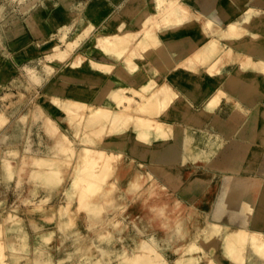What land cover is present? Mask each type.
<instances>
[{"label":"bare ground","instance_id":"1","mask_svg":"<svg viewBox=\"0 0 264 264\" xmlns=\"http://www.w3.org/2000/svg\"><path fill=\"white\" fill-rule=\"evenodd\" d=\"M209 1L203 7L197 0H167L165 5H162V0H152L153 10L157 14L146 24L142 22L150 13L146 0H128L113 12H110L106 2L94 1L85 11L88 18L82 16L75 20L76 12L84 10L82 5L75 6L76 11L66 16L53 17V23L60 28L43 49L46 55L44 69L48 76L55 72V64H61L66 56L65 51L68 53L77 47L76 39L95 27L92 19L99 18L100 14H109L101 29H94L92 43L96 46L93 48L99 53L91 58L76 54L68 63L77 70L74 73L84 75L82 78L88 82L87 85L74 83L76 77L70 72L61 74L60 81L55 83L59 93L51 101L52 106L61 110V118L46 117L52 130L55 129L54 135H60L56 123L61 121L69 127H83L86 133L76 136L89 137L82 138V145L76 148L75 141L61 134L62 139L57 148L46 155L22 157L20 151H16L19 149L15 148L16 143L4 149L0 146L1 183L9 185L16 182L14 176L17 174V185L21 186L25 182L24 178L29 177L35 184L44 186L43 198H38L42 203L53 201L55 196L63 192L70 204L66 205V209L58 208L55 214L47 211L49 219L42 227L32 226L35 235L30 238L29 232L20 225L19 213L22 210L18 206L13 208V214L8 216L10 218L0 213V260L6 257L4 264H264V180L250 175L241 176V172L249 173L252 170L250 166H244L235 183L231 182L220 195V213L209 215L199 212L195 205L189 203L193 191L183 194L187 202L181 201L179 204L187 210L185 215L177 214L175 210L169 214L162 213L169 196L168 188L158 181L155 172L173 173L172 179H177L188 163L207 162L208 152L213 150L210 143L197 149L196 139L186 134L180 135V130L172 125L171 120L178 119L201 128L205 122L195 118L192 111L197 115L207 114L219 98L227 96L223 87H217L200 104L199 110L194 108L197 101L195 94L204 95L201 91L204 78L200 75L215 70L222 60L220 56L230 48L226 42L235 40L241 44L232 57L231 64L235 63L233 72L226 70L227 66L221 62L222 70L217 72L220 74L218 79L227 72L230 86L236 87L233 81L239 84V104L249 99L255 103L253 98L261 97L264 91V35L261 32L264 29V7L251 5L253 0ZM182 17L185 20L177 26L173 25L175 19ZM66 18L72 21L71 24L65 23ZM162 21H166V24L158 27ZM75 26L81 30L71 40L68 35ZM130 28L137 33L128 37ZM10 32L12 38L22 37V29L18 26H14ZM251 41L263 43V46H254ZM61 44L66 50L60 54L54 53ZM121 51L123 53L117 57ZM115 63L120 65L119 69ZM148 63H151L150 71L139 74L141 65ZM173 64L175 67L181 66L180 71L176 72L180 75L173 76V82L181 81V77L189 74L187 83L195 86L196 93L188 88V91L183 90L182 95L173 88L172 83L165 80L163 74L167 70L170 75L169 67ZM136 65L138 67L134 68ZM84 66H89L93 72L80 71ZM113 69L115 72L110 74ZM198 73L200 80L197 78L199 81H195L193 77ZM109 74L111 78L107 77ZM105 75L112 86L111 90L105 89L99 96L92 95L99 82L106 81ZM34 78L37 80V77ZM126 91L132 95L128 96ZM162 93L166 94L163 99H154L155 102L150 104L143 101L144 97H162ZM137 97L141 98V103L136 101ZM184 101H188L186 104L190 107L182 110L178 105ZM132 103H135L134 106ZM260 104L264 105V101ZM155 105L169 116L164 120L159 119L160 122L156 116L151 117ZM257 109L261 127L253 139V147L259 141L264 142V107L259 106ZM13 113L0 114V129L9 122ZM149 125L159 126L156 129L157 140H150L153 133H149ZM168 127L172 128V133L164 132ZM117 128H126V132L116 133L113 137L119 143L114 144L113 138L107 139L108 142L103 140L107 131L113 132ZM19 139L22 137L19 136L15 142ZM155 142H159L157 148ZM64 153L70 155L65 157L62 155ZM260 153L256 151L252 154L254 161L260 159ZM215 162L214 165L217 164ZM71 164L77 172L65 170ZM28 166L34 169L29 171ZM149 169L154 171L150 173ZM203 177L196 182H203ZM104 188L107 190L101 192ZM39 189L34 194L38 195ZM75 194L79 197L91 195L92 198L100 195L94 199L97 203L88 204L87 210H84L89 235L78 226L70 228V218L77 215L71 208V198ZM110 199L117 203L107 209L102 203ZM149 200L160 203L157 208L161 211L157 215L143 211L135 214L125 207L128 202L145 203ZM29 202L32 203L31 200ZM3 204L0 201V206ZM228 209L246 215L241 227L222 222ZM154 216L158 218L156 223ZM188 217L191 225L185 228L184 221H188ZM127 220L131 221V225L127 224ZM55 223L58 225L55 226ZM170 224H173V236L166 233L165 227ZM9 235L18 237V242L11 247ZM219 235L222 239L212 246ZM9 248L11 252L6 253ZM175 253L177 257L174 258ZM170 259H174L172 263L168 262Z\"/></svg>","mask_w":264,"mask_h":264},{"label":"rangeland","instance_id":"2","mask_svg":"<svg viewBox=\"0 0 264 264\" xmlns=\"http://www.w3.org/2000/svg\"><path fill=\"white\" fill-rule=\"evenodd\" d=\"M94 1L106 2L108 7L110 8V12H113L115 10H118L119 7L124 5L128 0H111V1L110 0H5V1L0 0V19H3L4 17L6 18L12 17L15 15L16 17L18 16L19 18H21L22 21H25L29 15H31L32 17H35L36 15L37 18L35 19V21L44 23L42 25L24 27L25 31L30 36V41L29 40L26 42L5 41V40H2L3 39L2 38L3 36H1L2 34L0 35V39H1L0 40V64H1L0 70H3L5 66L7 69L6 71H8V75L13 77L14 79L20 78L19 81L15 84L16 85L15 88H13L12 86L10 87L6 86L5 84L2 85L0 83V114L4 112L11 113L13 111L14 112L13 115L17 113V119H18V121L12 122V123H10L11 122V119H10L9 122L2 129H0L1 131L5 129L8 125H10L7 130V133L10 132L11 134L10 135L8 134L3 138V142L5 143V146L2 147L3 149L6 148V146L9 147L12 144L16 143L15 148L17 149L19 148L16 151H20V156L22 157L26 155L32 156L35 154H39V155L45 154L46 155V154H49L52 151V149L57 148V144L62 139L61 134H64L65 138L75 141L74 147L76 148H79L82 145L81 143L82 138L85 139V137L86 138L89 137V135L85 137H83V135L82 136L80 135L81 138L79 136H76L78 133H82V134L86 133L83 127L77 126V125H73L69 127L68 125L64 124L61 121H57L56 123V125H58V127L60 128V135L59 136L57 135L59 133H55L54 135L53 132L55 131V129L53 128L54 131L52 130V126L47 121L46 117L49 115L52 118L54 117V119L60 120L61 110L56 109L55 106H52V102H51L53 100L52 97H56L55 94L59 93V91H57L55 88V83L60 81L61 72L62 73L77 72V70L72 69L68 64L73 58V56H75L76 54H81L84 57L91 58L93 57L94 54L99 53L98 50H95V48H93L94 46H96L95 43H92L94 39L93 38V34L95 32L94 29L95 30L97 28L101 29L103 24H105V22L108 20L109 14L108 13L100 14L99 18L100 17L105 18V20L101 21V23H99V20L96 21V19H99V18H96L95 20L92 19V22L94 23L95 27L88 32L85 31L87 32L86 34L83 32L84 34L82 33L81 37L76 39L75 45H77V47L74 50H71V52L66 53L65 51L66 47L63 46V44H61L60 48L54 53L60 54L59 52L65 51L66 56L62 59L61 64L59 65L55 64L56 70L51 76H48V72L44 69V64L46 63V55H44L43 49H44V46L47 44V42L53 40V35L55 36L56 32H58L57 30L60 28L55 23H53L52 21L53 17L66 16L67 14L76 11V9H74L75 6L80 7L82 5L84 6V10L81 12H76L77 17L75 18V20L77 21L82 16L88 18L87 15L85 14V11L89 7V5ZM146 1L149 7L150 13L147 14L142 19V22L145 24L148 21H151L152 18H155L157 14V12L153 10L154 4L152 0L151 1L146 0ZM166 1L167 0H162V5H165L164 3ZM197 1H198V4L200 2L201 3L206 2V0H197ZM261 4H264V0H259L258 5L261 6ZM2 7H6V10L2 9ZM183 20H185V17L177 18L173 21V25L177 26L179 25L180 21H183ZM167 21L169 20L167 19ZM71 22L72 21L69 22L68 19L67 21H65V23L67 24L68 23L71 24ZM165 22L162 21L161 23H159L158 27H162L164 24H166ZM129 23L132 25V22H129ZM30 30H32L33 32H31ZM80 30H81L80 27L75 26L74 29L69 32L68 37L72 40L74 38V35L78 34ZM129 30L130 31L128 32V37L129 36L131 37L132 35L137 33L135 29L133 30V28H130ZM0 33H1V30H0ZM54 39H57V37H54ZM239 44L241 43L236 42L235 40L226 42V45H229L230 48L223 55L220 56L222 60L217 64L215 70L212 71L211 73L203 72L202 75H200L204 78L203 79L204 84L202 85L201 91L203 94L205 93V95L200 96L199 94H195V97H197L196 99L197 101L194 103V108L196 110H199L200 104L204 102L206 98L212 95L211 93H209V91L204 92V89L206 87H209V89L211 90L212 89L216 90L217 87H223V88L228 89L231 95H233L227 100L228 103H231V104L235 103V100L239 99L237 98L238 93L241 91L240 88L238 87L239 84L236 81H233V84L236 85V87H231L230 86L231 83L229 81L230 78L227 75V72L225 73V76H223L222 78L218 79L217 77L218 75H220L217 72L219 70H222L220 68L221 62H223L227 66L226 70L233 72L232 69L235 67V63L231 64V61H232L233 54L238 52ZM253 44L254 46H263V43H260V42L258 43L253 42ZM122 53L123 51L119 52L117 57H119L120 54ZM117 57H114V58H117ZM228 64L231 65L232 68L229 67ZM150 66H151V63L141 65L139 74L140 73L144 74L146 72H149ZM115 67L119 69L120 65L115 63ZM137 67H138L137 65L134 66V68H137ZM180 67H175L174 64L171 65L169 67V71L171 72V74L169 75L167 73V70L163 74L166 78L165 80H167L169 83H172L173 88H175V90H177L175 87L176 85L182 86V87L185 86L187 89L189 88L191 91H193V93H196V90H194L195 86L193 84L187 83L186 79L189 77V74L188 76L186 75L187 77L186 76L181 77V81H178L176 83L173 82V76L179 77L180 75V73H176L180 71L179 70ZM80 71L93 72V70L89 69V66H84L82 69H80ZM114 72L115 71L113 69L110 72V74ZM110 74L109 76H107L108 78L111 76ZM199 74L200 73L196 74L197 76L195 75V78L193 77L195 81L200 80V77H198ZM34 77H37V80H35ZM107 77L105 78L106 81H103L102 83L98 84L97 90L93 91L92 95L97 94L99 96V94H101V92L104 91L105 89H106L105 91L111 90L112 86H110L109 79ZM197 78H199V80ZM178 92H180V94L182 93V95L184 94L183 89L182 91H178ZM126 93H128V96H130V94L132 95L130 91H126ZM162 94H164L162 95V97L161 96L155 97V98L144 97L143 101H145L146 104H150V102H155L154 99L160 100L166 97L165 93H162ZM262 94H263L261 95V97L263 96L262 98H260V96H257L256 102L255 103L251 102V103H254L253 105L247 104L249 108L247 107L241 108L239 105H237L238 104L237 102L235 103V107L231 105V107L228 108V113L233 115V120L226 123L229 130L227 131L225 130L224 133H226L225 135H227L228 137V135L230 134H227V133H233V130L242 128V126H244V129L241 133H243L242 135L244 136L246 135V137H244L243 139L244 143H240L239 147H235L233 143L230 144L229 138L227 137L223 138L221 136V134H223V130L225 129L224 128L225 123H220L219 117H217L216 122H213V121L210 122V119L212 118L214 111L221 104L223 100L222 98H219L210 107V110L207 114L197 115L198 113L192 111V113L195 115V118H199L201 119V121L205 122L201 128L198 127L197 125H189L188 123H184V122L182 123L178 119L171 120L172 125L175 127H178V130H180V132H178L180 133V135L185 136L186 134L187 136H191V137L194 136L196 138L197 149L204 148L206 143H209L212 141L213 150H210L208 152L207 162L201 163L200 161H197L194 164L188 163L184 167V169L180 171L178 175L181 178L178 177L177 179H172L173 173H166V171L155 172V176L156 177L158 176L157 177L158 181L168 188L167 192L169 196L166 201V205H165L166 207L164 208V211L162 213L169 214L171 212H174L175 210V213L177 214L183 213V215H185L187 210L184 209L179 204L181 203V201L183 202V199L185 200L187 199L186 197H184V195L192 191L193 193L191 194L189 198L190 199L189 203L191 205H195L196 209L199 212L201 213L207 212L209 215L215 214L216 212L220 213L221 211L218 210V203L220 200V195L226 189V187L231 184V182L235 183L238 176H240L238 173L242 170L243 167L241 169L232 170L231 173H228V170L223 169V167L220 166L221 168H218L217 164L214 165L215 161L223 165L229 164L230 166H234V167L235 166L236 167L238 166L262 167L260 170V173L262 174V178H264V156L262 155L264 152V142L259 141L258 145H256L257 148L253 147L254 145L253 139L258 135V131L261 127V123L257 119L256 112L258 110L257 107L259 106L264 107V105H261L259 103V100L260 99L262 100L264 98V91H262ZM94 100L92 102H95ZM136 101H138V103H141L142 100L140 97H137ZM187 102L188 101H186V103ZM243 102H246V101H243ZM186 103L184 101L180 105L178 104L177 105L178 107L179 106L181 107L180 109L184 110L190 107ZM134 104L135 103H132V106H134ZM247 114H249L250 117H253L252 123H250L249 121H246ZM139 116H142V114H140ZM150 116L151 117L156 116L158 120L159 119L164 120V118L169 116V114L165 110H161L158 106L155 105L153 109L151 110ZM22 118L23 120H21ZM44 119L46 120V122ZM159 122L156 124H159ZM47 124L50 126H48ZM148 128L150 130L149 133H153V135H151L152 137H150L149 135L150 140H157L158 132H156V129H158L159 126L149 125ZM199 128L202 130H200ZM171 129H172L171 127H168L166 128V130H164V132L172 133ZM121 130H124V131H121ZM125 130L126 128L125 129L117 128L113 132L107 131V134L103 136L102 138L103 140L106 139V141L108 142V140L110 138H113L116 133H120V132L124 133L126 132ZM52 135H54L55 139ZM216 135H218V137H216ZM19 136H21L22 139H19L17 142H15V139H17ZM113 143L114 144L119 143V140L115 138L113 140ZM154 146L157 148L159 146V142H155ZM256 151L258 152L261 151L260 159H258L257 161L256 160L254 161L252 154ZM62 155H64L65 157H68L70 153L68 154L64 153ZM78 158H79V155H78ZM72 164L65 168L67 172H71V173L77 172L76 167H73ZM33 169L34 168H32V166H28L29 171ZM212 170L221 171L222 179H224V181L227 179L226 182L223 183L221 182V180H218L217 179L218 175H214V174L210 175L209 172H212ZM152 171L154 170H150V173ZM207 171L209 172L207 173ZM253 172L254 171L252 169L249 173H253ZM242 175L246 176L248 174L241 172V176ZM16 176L17 174L14 176V179H16V182H12L9 185H4L0 181V201L5 203L2 206H0V213L3 216L5 215L6 217H8L9 215L11 216V214H13L12 212L14 211L13 208L14 207L16 208L18 206V208L22 210L19 213V216L21 217L20 225L24 226L25 231L30 232L31 235L34 236L35 233H34L32 226L37 225V226L42 227L45 221L49 219L48 216H50V214H48L47 211L50 213L53 211L52 213L55 214L56 211H58V208L59 210L61 208L66 209V207L68 208V206H70L69 200H68L67 195L61 192L59 193V195L55 196L53 201L44 204L41 202V200L39 201V199L43 198L41 195H43L44 186L40 183L35 184L34 181L32 182V180L29 177H25L24 178L25 182L21 186H18L17 185L18 176L17 177ZM201 176H204L203 178H205V180H203V182L198 184L196 181ZM226 176H231L232 181L227 182L229 181V178H227ZM214 178L217 179L215 180L217 181V183L215 182L214 185L209 184L211 183L209 181H211V179H214ZM171 179L173 181H171ZM175 182L178 183L177 186H175L176 184ZM181 182H184V185L181 186L180 185ZM35 187H38V188H35ZM180 187H183L184 189L180 190ZM195 188H198V189L194 191ZM37 189H39L38 195L34 194L36 193L34 191H37ZM106 190L107 189L104 188L101 192H104ZM33 194L35 196H32ZM99 197L100 195H97L93 198L91 195L79 197L77 194H75L71 198V208H74L77 214V215L75 214L76 216L71 217L69 220V225L71 229L73 228L75 229V227L78 226V228H80L82 232L89 235L88 227H86L85 225L84 210H87L88 204L92 202L97 203V201L94 199L96 198L98 199ZM24 199L26 201H24ZM30 200L32 203L29 202ZM186 202L187 200L185 201V203ZM116 203H117L116 200L110 199L107 202L105 200L102 204H105V208L108 209L109 206L111 205L115 206ZM128 204L130 205L129 207H128ZM128 204L125 205L126 209H129L135 214H138L141 211H143V212H148L149 215L150 214L152 215V213L157 215L159 211H161V210H158L157 208V205L160 203H157V201H153V200H149L145 203H142L140 201H135L134 203L128 202ZM226 212H228L232 216L231 218L226 217L224 221H222L223 223H226V224H229V222L230 223L233 222L234 225H236V222L243 221V219L246 217V215L244 214L236 213L234 209H228ZM45 213H47V215ZM54 218L57 220L60 219V217L58 218L54 217ZM189 218L190 217H188V221L186 220L184 221L185 228L191 225V223H189L190 222ZM50 219L52 220V218ZM153 220L156 223L158 221L157 216H154ZM127 222H128L127 224L131 225V221L127 220ZM5 224L6 226L9 225L8 223H5ZM57 225L58 223L57 224L55 223V226ZM237 226H242V223L241 225H239L238 223ZM43 229L45 228L43 227ZM165 229H166V233H170V235L173 236V230H174L173 224L166 226ZM166 236H168V234H166ZM1 237L2 235L0 236V238ZM221 239L222 238L219 235L217 239L214 241V243L212 244V246H214V244H216L217 241ZM32 241L34 240L32 239ZM9 243H10L9 247H11L12 245L16 243V241L10 240ZM8 251L11 252V249L9 248L8 250H6V253H8ZM173 257L174 258L177 257V253H175ZM5 258L6 257H3L2 260H0V264H2V262L3 264L6 262L7 258L6 259ZM173 260L174 259H170L168 260V262L172 263Z\"/></svg>","mask_w":264,"mask_h":264},{"label":"crops","instance_id":"3","mask_svg":"<svg viewBox=\"0 0 264 264\" xmlns=\"http://www.w3.org/2000/svg\"><path fill=\"white\" fill-rule=\"evenodd\" d=\"M3 1H5V0H3ZM111 1V0H110ZM208 2H210L209 0H206V2H203V3H199V5L200 6H203V7H206V5H207V3ZM258 3H259V0H253V2L251 3V5H254V6H259L258 5ZM5 5H7V4H5ZM8 7V6H7ZM259 7H263L262 5L261 6H259ZM2 9H4V10H6V8L5 7H2ZM100 16V15H99ZM106 17V16H105ZM37 18V16L35 15V17H32L31 15H29L28 17H27V19L25 20V21H22V19L21 18H19L18 16L16 17L15 15L14 16H12V17H4L3 19H0V26H2V28L0 29L1 30V33H0V35L1 36H3L2 38V40H5V41H16V42H18V41H21V42H26V41H30V36H29V34L25 31V29H24V27L25 26H36V25H42V24H44V23H41V22H36L35 21V19ZM6 19V20H5ZM99 20V23H101V21H103V20H105V18H103V17H100L99 19H96V21H98ZM8 21V22H7ZM6 24V25H5ZM5 25V26H4ZM14 26H18L20 29H22V37H20V39H16V38H12L11 37V35H10V31H12L13 29H14ZM10 30V31H9ZM31 32H33L32 30H30ZM260 31V30H259ZM3 32V33H2ZM262 32V35H264V29L261 31ZM7 35V36H6ZM8 37V38H7ZM35 39H37V38H35ZM1 65V64H0ZM1 68V67H0ZM7 69H6V67L4 66V68H3V70H0V83L2 84V85H6V86H12L13 88H15V84L19 81V79H14L13 77H11L10 75H8V71H6ZM61 74H64V73H62L61 72ZM60 74V76H62ZM69 74H73L75 77H76V80H74L73 82L74 83H76V84H82L83 83V85H87V81L86 80H84L82 77H84V75L82 76L81 74H78V73H69ZM95 74H97V73H95ZM86 77V76H85ZM80 78V79H79ZM103 81H101V82H99V83H102ZM176 89L178 90V91H182V89L183 90H187V88L185 87V86H177L176 85ZM223 89H225V91L227 92V96L226 97H224L223 98V100H222V102H221V104L219 105V107L214 111V113H213V115H212V118L210 119V122H216L217 121V117H219V119H220V123H225L224 125H225V129H224V131L226 130H229L228 129V127H227V122H229V121H232L233 120V115H231L230 113H228V108L229 107H231V105H233L234 107H235V103L237 102L238 104L237 105H239L241 108L242 107H247L248 108V106H247V104H249V105H251L250 103H251V101H252V99H249L250 101H247V103L246 102H242L241 104H239L240 102L238 101V99H236L235 100V103H228V99L231 97V96H233V95H231V93L229 92V90L228 89H226V88H223ZM208 92L209 91V93H211V94H213L214 92H215V90H211V89H209V87H206L205 89H204V92ZM204 95H205V93H204ZM240 95V92L238 93V95L237 96H239ZM205 97H207V96H205ZM238 98V97H237ZM260 98H262V97H260ZM256 99H257V97H254L253 98V101H255L256 102ZM264 101V98L261 100H259V103H262ZM242 105V106H241ZM4 106V105H3ZM9 112H11V111H9ZM230 114V115H229ZM247 116V119H246V121H249L250 123H252L253 122V117H250V115L249 114H247L246 115ZM16 121H18V119H17V113L16 114H14V115H12L11 116V122L10 123H12V122H16ZM221 125V124H220ZM9 126L10 125H8L5 129H3V130H1L0 131V146L1 147H4L5 146V143L3 142V138L6 136V135H10L11 133L9 132V133H7V130H8V128H9ZM217 126H219V125H217ZM243 129H244V126H242V128H238V129H235V130H233V133H227V134H230V135H228V137H227V135H225L226 133H223V134H221V136L224 138V137H227V138H229L230 140H229V143L231 144V143H233L234 145H235V147H239V145H240V143H244V137H246V135L244 136V135H242L243 133H241L242 131H243ZM213 136H215V135H213ZM194 137V136H193ZM216 137H218V135H216ZM195 138V137H194ZM196 139V138H195ZM196 142H197V140H196ZM210 144H211V146H212V144H213V142L211 141V142H209ZM212 148H213V146H212ZM263 156H264V152H263V154H262ZM223 167V169H226V170H228V173H231L232 172V170H237V169H241L242 167H244V166H238V167H234V166H230V165H223V164H221V163H217V167L218 168H221V167ZM261 168L262 167H252V166H250V169H253V173H246V174H248V175H250L251 177H256V178H260V179H262V180H264V178H262V174L260 173V170H261ZM218 170H220V169H218ZM209 171H207V173H208ZM209 174L210 175H218L217 177V179L218 180H221V182H226V180L224 181V179H222V176H221V174H222V172L221 171H213L212 170V172H209ZM227 178H229V181H227V182H231L232 181V177L231 176H226ZM216 178H214V179H211V181H209V182H211V183H209V184H211V185H214L215 184V182L217 183V181H215V180H217ZM231 179V180H230ZM176 183V182H175ZM177 185H178V183H177ZM176 184H175V186H177ZM180 185L182 186V185H184V182H181L180 183ZM186 186H187V184H186ZM184 188L183 187H180V190H183ZM187 200V199H186ZM185 199H183V201H186ZM231 215L229 214V213H227V214H225V215H223V217H222V221H224V219L226 218V217H230ZM238 223H239V225H241V223H242V221H240V222H236V225H234V223L233 222H229V224H231V225H234V226H236V227H241V226H237L238 225ZM30 236H31V233L29 232V238H30ZM10 240H15L16 241V243L18 242V237L17 236H15V235H9L8 236V241L10 242ZM10 244V243H9Z\"/></svg>","mask_w":264,"mask_h":264}]
</instances>
